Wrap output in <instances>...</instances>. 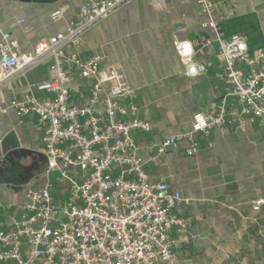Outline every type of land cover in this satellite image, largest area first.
I'll return each instance as SVG.
<instances>
[{"label":"crops","instance_id":"0c3cea01","mask_svg":"<svg viewBox=\"0 0 264 264\" xmlns=\"http://www.w3.org/2000/svg\"><path fill=\"white\" fill-rule=\"evenodd\" d=\"M84 1L0 0V42L8 33L17 41L18 52L30 53L38 43L66 32ZM56 13H61L59 18H54ZM209 19L226 36L242 34L251 51L264 45V0H216L210 17L199 0H132L85 33L81 57L95 55L101 66L123 68L133 89L127 101L136 108L133 116L150 123L149 132L132 135L150 180L165 182L187 201L174 211L188 221L187 241L177 236L180 264H264V204L253 210L255 200H264V134L256 127L246 134L214 129L207 136L196 135L199 148L191 157L185 153V141L156 152L163 141L189 132L193 115L207 113L223 95L215 78L220 65L215 33L205 26ZM174 40L191 43L199 75H185ZM50 64L45 59L17 75L10 89H0L2 231L12 229V220L23 213L26 191L46 183L43 131L37 118L19 119L9 103L12 97L20 100L29 94L51 98V93L35 89L53 78ZM91 83L71 73L66 88L74 105L86 104ZM11 132L18 149L3 156L1 143ZM50 176L52 196L63 199L67 181H52Z\"/></svg>","mask_w":264,"mask_h":264},{"label":"built area","instance_id":"2783aa9c","mask_svg":"<svg viewBox=\"0 0 264 264\" xmlns=\"http://www.w3.org/2000/svg\"><path fill=\"white\" fill-rule=\"evenodd\" d=\"M130 1L85 0L66 32L38 43L30 53L18 52L8 33L1 36L0 89H10L17 75L50 59L53 78L35 89L53 96L40 100L29 94L9 103L19 119L36 116L47 179L44 186L26 191L23 213L12 220V229L0 230V264H180L177 236L187 241L188 221L174 211L187 201L165 182L150 180L132 135L149 132L150 123L133 116L136 108L127 102L133 89L123 68L101 66L95 55L81 57L85 33ZM199 4L210 17L216 0ZM205 26L215 33L220 63L215 78L223 95L207 113L193 115L189 132L159 144L158 155L185 141L191 157L199 148L196 135L214 129L246 134L256 127L264 134V45L251 51L242 34L226 36L211 19ZM172 45L185 75H199L191 43L174 40ZM74 71L92 81L84 106L74 105L66 88ZM52 173L59 174L56 181L68 183L63 199L51 194ZM263 204L255 200L253 210Z\"/></svg>","mask_w":264,"mask_h":264},{"label":"water","instance_id":"95a60500","mask_svg":"<svg viewBox=\"0 0 264 264\" xmlns=\"http://www.w3.org/2000/svg\"><path fill=\"white\" fill-rule=\"evenodd\" d=\"M16 1V0H15ZM21 2L32 1L34 3H53L56 0H17ZM18 149V144L15 141L14 134L9 133L1 143V153L3 156H9V152Z\"/></svg>","mask_w":264,"mask_h":264},{"label":"rangeland","instance_id":"374dc122","mask_svg":"<svg viewBox=\"0 0 264 264\" xmlns=\"http://www.w3.org/2000/svg\"><path fill=\"white\" fill-rule=\"evenodd\" d=\"M58 176H59V174H57V173H52L51 176H50V178H51L52 181H54V180H56V178H57Z\"/></svg>","mask_w":264,"mask_h":264},{"label":"trees","instance_id":"16d2710c","mask_svg":"<svg viewBox=\"0 0 264 264\" xmlns=\"http://www.w3.org/2000/svg\"><path fill=\"white\" fill-rule=\"evenodd\" d=\"M219 27H220V29L223 31L222 27H221V26H219ZM223 33H224V31H223ZM224 35H225V33H224Z\"/></svg>","mask_w":264,"mask_h":264}]
</instances>
